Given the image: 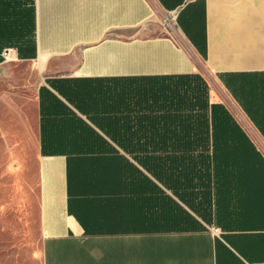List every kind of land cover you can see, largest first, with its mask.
<instances>
[{
  "label": "crops",
  "instance_id": "obj_1",
  "mask_svg": "<svg viewBox=\"0 0 264 264\" xmlns=\"http://www.w3.org/2000/svg\"><path fill=\"white\" fill-rule=\"evenodd\" d=\"M153 1L186 46L145 33L150 0H0L38 264H264V0ZM185 138L211 161L165 179L157 141Z\"/></svg>",
  "mask_w": 264,
  "mask_h": 264
},
{
  "label": "rangeland",
  "instance_id": "obj_2",
  "mask_svg": "<svg viewBox=\"0 0 264 264\" xmlns=\"http://www.w3.org/2000/svg\"><path fill=\"white\" fill-rule=\"evenodd\" d=\"M150 25L147 34L173 35L170 25L177 28L174 22L156 14ZM2 160L0 158V264H38L35 258L38 235L31 213L34 173L30 165H13Z\"/></svg>",
  "mask_w": 264,
  "mask_h": 264
},
{
  "label": "trees",
  "instance_id": "obj_3",
  "mask_svg": "<svg viewBox=\"0 0 264 264\" xmlns=\"http://www.w3.org/2000/svg\"><path fill=\"white\" fill-rule=\"evenodd\" d=\"M184 131H187L185 129ZM122 142V141H121ZM131 144L135 143H145L146 146L142 147V149H148L151 146L149 145L154 141H129ZM159 145L157 149L162 150V155H158L157 158L163 161L164 164V174L165 179H170V175L172 171L176 173L179 171L180 179L186 180L188 171H191V167H202L206 164H209L211 161L210 156L205 155L204 149L207 148L206 141L202 139H174V140H163L157 141ZM137 147V146H136ZM133 149L140 150L138 146L135 148L133 145ZM143 158H149L152 160L154 164L156 156L151 155H142ZM136 159L142 161V157L136 156ZM141 159V160H140ZM201 174L196 172V175ZM201 178V177H199Z\"/></svg>",
  "mask_w": 264,
  "mask_h": 264
},
{
  "label": "built area",
  "instance_id": "obj_4",
  "mask_svg": "<svg viewBox=\"0 0 264 264\" xmlns=\"http://www.w3.org/2000/svg\"><path fill=\"white\" fill-rule=\"evenodd\" d=\"M150 1H151V3L154 6V9H155V12H156L157 15L162 17L165 21H169V20L172 21V19L166 13H164L163 11H161L159 9V7H157L156 3L153 0H150ZM172 36H173V39H175V41L178 42L179 44L185 45V46L187 45L184 37L182 36V34L179 32V30L177 28L173 32ZM9 52L10 51H8V50L4 51L3 56H4L5 59H7L9 57Z\"/></svg>",
  "mask_w": 264,
  "mask_h": 264
},
{
  "label": "bare ground",
  "instance_id": "obj_5",
  "mask_svg": "<svg viewBox=\"0 0 264 264\" xmlns=\"http://www.w3.org/2000/svg\"><path fill=\"white\" fill-rule=\"evenodd\" d=\"M170 27H171V29H172L171 31H173V32H174V31H175V29H174V28H173L171 25H170ZM186 51H187V50H186Z\"/></svg>",
  "mask_w": 264,
  "mask_h": 264
}]
</instances>
